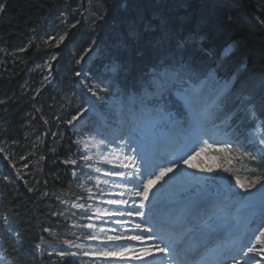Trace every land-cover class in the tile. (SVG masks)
I'll return each mask as SVG.
<instances>
[{"label": "trees", "instance_id": "trees-1", "mask_svg": "<svg viewBox=\"0 0 264 264\" xmlns=\"http://www.w3.org/2000/svg\"><path fill=\"white\" fill-rule=\"evenodd\" d=\"M221 1L216 16L211 5L200 8L197 0H157L152 10L145 9L144 0H0V148L11 168L6 167L9 180L0 181V205L20 241L1 223L0 238L14 264H45L32 247L35 238L44 228L62 231L55 198L68 185L66 161L75 151L66 127L75 105L71 60L76 62L93 39L103 40L113 30L123 33L119 58L138 66L152 60V46L163 50L161 35L198 31L205 38L201 45L214 54L233 43L229 64H245L246 83L264 82V0ZM181 2L182 7L171 10ZM57 17L72 18L62 27L59 43L43 38ZM45 53L56 60L50 84L41 82L44 67H35ZM255 95L264 116V93L256 88Z\"/></svg>", "mask_w": 264, "mask_h": 264}, {"label": "snow or ice", "instance_id": "snow-or-ice-1", "mask_svg": "<svg viewBox=\"0 0 264 264\" xmlns=\"http://www.w3.org/2000/svg\"><path fill=\"white\" fill-rule=\"evenodd\" d=\"M4 5L0 4V11H2ZM64 39V36L60 37V41ZM59 43V41H57ZM55 59V57H52ZM79 75V73H77ZM89 91L95 95L93 88H89ZM185 92H190L191 97L185 96V103L191 104L192 100L197 95V90L195 87L186 89ZM85 111L84 109L81 112ZM80 113L72 117L68 123L71 124L73 121L77 120ZM212 138L207 139L201 137L197 143L196 147L191 155L187 159L183 160V163L192 168H198L201 171L212 172L214 168L212 166L204 167L199 164H194L192 161L200 156L202 153L210 154V158H215L211 154L225 156H231L233 152L241 157H249L250 159H255V156H251L248 152H243L239 148H234L232 143H224L213 141L209 142ZM259 143L264 145V138L260 139ZM89 145L84 144V148L87 149ZM0 152H4L3 148H0ZM85 160L91 159L90 156H85ZM128 163L121 162L119 167L129 168L132 170L128 172L124 171H110L107 175L122 177L125 180L131 182L133 180L140 179L143 181L142 190L137 188L135 190H128L127 192H120V196L124 195H136L142 197L138 208L135 211H110L108 209L101 210L96 209V215L94 217H89V219H99L104 220L112 219L113 217H123L127 216H138L144 217L145 212L142 210L145 207V201L149 200V194L152 192L153 188L164 180L166 176L174 172L177 167L178 162H169L166 167H160L159 171L142 173L138 168L135 167L133 160L134 157H125ZM111 163V161H108ZM66 163L76 164L75 160L66 161ZM217 168L222 167L217 165ZM224 171H231L229 168H223ZM99 171V169H97ZM146 175V178H145ZM7 179V178H5ZM107 183V182H105ZM236 185L243 189L245 192H250L257 185H260V190L264 193V175L256 176L251 180H241L238 176L236 177ZM126 187V185H124ZM91 191V190H89ZM108 204L114 205H126L128 200L125 199H109L106 201ZM77 207H84L83 205H76ZM114 223L119 225L120 228H100L99 231H95V224H88L87 228L93 229L92 233L85 237V239L90 241H99L100 244L95 249H90L85 251L83 255L95 257L97 259H102L108 261V264H112V261H116L117 264H131V261H138L139 264H164L166 259H171L173 264H180L178 255L176 253V247L174 242L170 237H166L162 233H155L152 228L147 227V223H136L130 222L124 219H115ZM159 241V242H157ZM64 244L69 247L81 248L83 245H77L71 240L63 241ZM39 247V245H38ZM60 256H75L77 253L73 252H60ZM258 257V258H257ZM255 258V259H254ZM231 264H264V227L258 230V234L254 235L252 241L246 246V250H242L240 253V258H232Z\"/></svg>", "mask_w": 264, "mask_h": 264}, {"label": "rangeland", "instance_id": "rangeland-1", "mask_svg": "<svg viewBox=\"0 0 264 264\" xmlns=\"http://www.w3.org/2000/svg\"><path fill=\"white\" fill-rule=\"evenodd\" d=\"M56 37H59V36H56ZM210 79H212V78H207L206 80H204V83H206ZM214 84H216L218 87H220V89H225L227 86V83H225L223 81H220V82L215 81ZM87 96H88L87 102L88 101L95 102L96 97H97L96 95H95L96 97L93 96L92 92H90V91H87ZM126 98H124L122 100L123 102L122 101L120 102V96L112 95L109 100H106L105 103H102L101 105H99L100 110H98V111L93 110L92 111V117L91 118H94L93 122L91 123V121L88 120L92 124L93 130L86 132V133H81L80 137L78 139L76 138V145L81 147V151L84 153V157L85 156L91 157V159H89L88 166L90 168H92L93 170H95L96 172H98L97 169L100 170V167H101V165L99 167L98 164H106V166H108L110 169L119 168V164L121 163V158H123L122 157L123 154H121V152H120L118 154V157H117L116 152L123 150L122 140L119 141L120 142V150L117 149V145L114 144V142H113L108 146V148H107L108 151H106L104 148V145H103V142H106V141L102 142L100 140L101 138H100L99 134L97 133V131H98V128H100L101 126H108V124H114L117 126L122 124L125 127V125L127 123V118H126L125 114H127V113L129 114V112H131L133 114V116L137 115V111L135 109H132L130 107L127 109H124L125 105L126 104L128 105L131 102L130 96L127 99ZM184 103H185V99H184ZM185 104L187 107L189 106L187 103H185ZM103 107L106 109H102ZM88 112H89V108H86L84 113H88ZM111 118H113V119H111ZM81 120H84L83 116L81 117ZM88 121H86V123ZM111 128H116V130L118 129L117 127H111ZM122 133H123V131H122ZM128 136L133 137V134H129V135L124 136L125 142L130 141V138ZM250 137L253 140V142L261 145L259 143V141H260V139L264 138V135L261 133V130L258 127H256L254 129V131H252L250 133ZM85 143H87L89 145V147L87 149L84 148ZM262 146H264V145H262ZM117 159L119 161V164L116 162ZM199 160L205 164L204 167H207L209 165L214 167V163H215V162H213L214 159L210 158V155L208 153H202L200 156L196 157L192 161V163L197 164V162ZM108 161H111V163H109ZM124 163H127V162H124ZM191 168L192 167L188 166L189 172H192ZM193 169H196V168H193ZM203 172H208V171H203ZM175 174H176V172H174L171 175H169L168 177H166L165 180L160 184V186H164V187L173 186L174 180L176 179ZM94 182H96V183L101 182V187L103 190H105L107 188L106 184L107 185L111 184L108 181H104V179L101 180V176H99L98 179H95ZM105 182H107V183H105ZM232 185L233 184L231 182H224L220 187L221 194L222 195L229 194V190H230V187ZM195 186L203 188L201 184L197 183V184H192V185L186 187V189H194ZM257 187L260 188V185H257L256 188ZM256 188H254V189H256ZM107 191L112 193L113 190L107 188ZM258 203H256V205ZM106 220H107V222L111 221V219H107V218H106ZM96 226L97 227H96L95 231L98 232L99 229L103 228V226H106V224H99L98 223ZM91 249H95V247H92Z\"/></svg>", "mask_w": 264, "mask_h": 264}, {"label": "bare ground", "instance_id": "bare-ground-1", "mask_svg": "<svg viewBox=\"0 0 264 264\" xmlns=\"http://www.w3.org/2000/svg\"><path fill=\"white\" fill-rule=\"evenodd\" d=\"M189 1H191V0H189ZM144 2H146V4L144 5V7H145V9L146 8H148L149 10H152V9H154L158 4V2H157V0H144ZM220 2H222L221 0H197V2H196V4H198V6H200V8H202V7H207L208 5H211V12H212V14L213 15H218V14H220V11H219V9H220V6L219 5H221L220 4ZM211 3V4H210ZM217 3H218V5H217ZM139 4H141V3H139ZM185 4V2H181V3H179L177 6H174L173 8H171V10H175L178 6L179 7H182L183 5ZM134 13V12H133ZM41 14H42V12L41 13H38V14H36V22H38V19H39V17L41 16ZM117 14V13H116ZM178 16H182V17H184L183 16V14L181 13V14H179ZM119 17H122V19H121V21L124 19V17H125V15H122V16H119ZM57 31H60V28H57ZM149 49V48H148ZM151 50H152V53H150V51H149V53L150 54H152V59L154 58V57H156V58H161V57H164L163 56V54L162 53H160L159 51H157L156 50V48H154L153 46L150 48ZM166 59H169V57H165ZM118 64H120V65H123V66H127L128 65V62H127V60L124 58V59H122L121 61H119L118 62ZM239 63L238 62H234V63H231L230 64V68H234V67H236L237 65H238ZM205 95V94H204ZM201 95L197 92V95L195 96V98H194V100H192V102H191V106H194L195 105V103L197 102V100L199 101L200 99H201ZM214 102H216V101H214ZM81 169V168H80ZM82 176V174L80 173V172H78V177H81ZM197 180H198V177L197 176H195L194 174H185V176H184V178L182 179V181L178 184V185H180V184H182V183H186V182H197ZM172 191H174L173 189H170V190H165L164 192H162L161 194H158V195H155L154 196V198H153V200H152V206H151V208H150V213H154V214H158V212L161 214L162 213V206H161V202H162V197H165L166 195H168V194H171V192ZM252 197H254V198H258V192H255L254 194H253V196ZM222 203H224V200H222V198H218V200L216 201V203H214L212 206H214L215 204H218V205H221ZM250 208V206H248V207H244V208H242L241 210H240V212L242 213V212H245V210H247V209H249ZM190 210L189 209H187V208H185L183 211H182V213H184L183 215V217H184V219H185V221H184V224H185V222L186 223H189V225H192L193 224V221H194V216L193 215H190V219L189 220H187V218L189 217V212ZM213 213H216L217 212V210H214V211H212ZM226 220L228 219V220H230L231 218H228V217H226L225 218ZM224 221V219H218V220H216V223H222ZM161 227H162V224H161ZM164 230H165V228H164ZM37 235L35 234V236L34 237H36ZM37 240H38V238L36 237L35 238V242H37ZM230 256H234V254H230Z\"/></svg>", "mask_w": 264, "mask_h": 264}]
</instances>
